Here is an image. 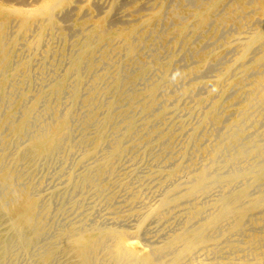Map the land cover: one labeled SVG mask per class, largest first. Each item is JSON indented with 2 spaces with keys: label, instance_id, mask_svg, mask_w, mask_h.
<instances>
[{
  "label": "bare ground",
  "instance_id": "1",
  "mask_svg": "<svg viewBox=\"0 0 264 264\" xmlns=\"http://www.w3.org/2000/svg\"><path fill=\"white\" fill-rule=\"evenodd\" d=\"M123 1L0 0V264H264V0H174L170 10L163 0L116 26L121 19L115 14L114 22L112 13ZM212 21L235 32L226 45L201 51L196 38ZM160 23L167 27L163 40L198 49L179 74L173 71L178 53L165 62L138 56V42ZM56 35L73 52L63 69L49 72ZM230 49L236 51L231 63L207 78ZM111 50L119 60L112 61ZM98 52L113 69L99 92L109 96L103 112L95 107L96 89L84 92L87 77L102 65ZM125 58L138 61L134 74H123ZM36 61L43 65L34 73ZM96 75L92 88L109 73ZM202 89L208 94L197 99V109L202 124L212 126L205 141L194 128V154L166 157L152 171L150 178L161 179L153 199L142 178L134 187L135 172L123 174L117 182L129 191L128 209L107 217L104 207L116 199L107 192L124 155L165 143L136 145L135 120L113 123V110L122 101L126 113L158 107V118L169 102ZM81 106L84 114L76 115Z\"/></svg>",
  "mask_w": 264,
  "mask_h": 264
},
{
  "label": "rangeland",
  "instance_id": "2",
  "mask_svg": "<svg viewBox=\"0 0 264 264\" xmlns=\"http://www.w3.org/2000/svg\"><path fill=\"white\" fill-rule=\"evenodd\" d=\"M139 0H125L123 1L120 5L117 6V8L113 11L112 13V18H115L114 19V22L115 20L117 19L115 16H120V21H118L119 19H117V22L115 23L116 26H127L130 24V19L134 18L136 15H139L140 13H145L147 12L148 10H151L153 8L154 5L158 4V2L160 1H163V0H145V4L142 9L136 11V12H133L131 11V5L134 4L135 2H138ZM164 4L166 6H164V8H166L167 10H170L171 9V6L174 4V0H164ZM104 2H106V0H104ZM169 2V3H168ZM124 3V4H123ZM152 4V5H151ZM124 5V6H122ZM120 6V7H119ZM119 8H122V9H119ZM125 8V9H124ZM121 10V11H120ZM123 10V11H122ZM128 11V12H127ZM127 12V13H126ZM140 12V13H139ZM121 13V14H120ZM130 15H129V14ZM119 14V15H118ZM221 13H218L216 14V19L219 17ZM122 15V16H121ZM128 16V17H127ZM124 17V18H123ZM126 17V18H125ZM124 19H128V20H124ZM215 19V20H216ZM122 22V23H120ZM215 22V21H214ZM213 21L211 22L210 25L207 26L206 29H208L206 31V29L204 30V32L202 34H200L197 38H196V43H197V40L198 41H203V45L200 47L201 51H211L213 49H215L217 46L218 47H221L225 44V39L231 35L232 33L235 32V29H233L232 27H225V26H220L218 24V22H215L214 23ZM120 23V24H119ZM129 23V24H128ZM122 24V25H121ZM163 25V26H162ZM215 25V26H214ZM160 27V28H159ZM164 27V28H163ZM212 27V28H211ZM216 27V28H215ZM221 27V28H220ZM156 28V27H155ZM162 28V29H161ZM217 29V30H216ZM156 30V31H155ZM167 30V27L163 24V23H160L156 29L152 30V31H149L145 34L143 40L139 41L138 42V56H141L144 58V60H147L146 61H149V60H152L156 57H160V59L165 62L169 57L168 56H171V55H177L180 57V59L178 58V60L175 62V65H174V73L175 75L178 73H180L181 70H184L185 68H187L189 66V64L192 63V59L198 52V49L195 48L194 45H190L188 44L186 41L182 40L180 41L177 45L175 46H172L174 44L173 40L172 39H167V40H163L161 38V36L166 32ZM230 32H229V31ZM153 31H154V35H153ZM217 31V32H215ZM222 31V32H221ZM228 31V32H227ZM232 31V32H231ZM152 32V33H151ZM213 32V33H212ZM66 33L67 35L69 36V39L71 41H73L75 38H72L74 37L75 35L70 31V30H66ZM140 33V32H139ZM208 33V34H207ZM149 34V35H148ZM148 35V37H146ZM153 35V36H152ZM203 35V36H202ZM225 35V37H223ZM158 36V37H157ZM160 36V37H159ZM205 36V37H204ZM221 36V37H219ZM72 38V39H71ZM151 38V39H150ZM160 38V39H158ZM209 38V39H208ZM215 38V39H214ZM218 38V39H217ZM149 39V40H148ZM207 39V40H206ZM213 39V40H212ZM145 40V41H144ZM149 43H147L148 41ZM212 40V41H210ZM155 41V42H154ZM168 41V43H167ZM52 42V51H51V54L49 55V59H50V63L51 64H48L46 65V69L47 71L51 72L52 69H56L57 71H60L61 69H63L66 65V61H67V57L69 56V54H71L73 52V48L72 46L70 45V43L68 42H65L64 39H62L61 37H59L58 35H56L55 38H53L51 40ZM56 42V43H55ZM151 42V43H150ZM206 42V43H205ZM221 42H222V45H221ZM220 43V44H219ZM169 44V45H168ZM180 44V45H179ZM183 44V45H182ZM208 44V45H206ZM216 44V45H215ZM145 45V46H143ZM152 45V46H151ZM185 45H187L185 47ZM189 45V46H188ZM205 45V47H204ZM226 45V44H225ZM68 46V47H67ZM143 46V47H142ZM184 46V47H183ZM74 47V46H73ZM142 47V48H141ZM156 47V48H155ZM165 47V48H164ZM213 47V49H212ZM217 47V48H218ZM59 48V49H58ZM69 48V49H68ZM146 48V49H145ZM153 48V49H152ZM183 48V49H182ZM148 49V50H147ZM160 49V50H158ZM172 51H170V50ZM59 50V51H58ZM150 50V51H149ZM156 50V52H155ZM189 50V51H188ZM146 51V52H145ZM177 51V52H176ZM181 53H180V52ZM53 52V53H52ZM60 52V54H59ZM169 52V53H168ZM183 52H184V55H183ZM233 52V54H232ZM102 52H98V54L95 56L96 61L99 65H101L100 67L98 66V68L95 69V75L93 76L92 74H90L88 77H87V80L85 82V85H84V92H85V95L88 96L90 94V90L92 89H96V92H94L95 94V101L97 103V105H95V107L99 110V112H103V110H105V105L106 102L108 101V98L109 96H102L101 93H99L103 87L105 86H109V81H111V77H112V73L111 71L113 72V69L112 68H109V66L107 65H104V62L102 59V55H101ZM160 53V54H159ZM167 53V55H166ZM236 51L233 50V49H230L228 51V53L226 52L225 53V57L224 59H222L219 64L217 63L216 65V68L212 73H210V76L208 75L207 78H210L211 77V74H218V73H221L224 66L228 63H231L232 59L235 55ZM58 54V55H57ZM115 54V55H114ZM149 54V55H148ZM232 54V56H231ZM64 55V56H63ZM101 55V56H100ZM164 55V56H163ZM63 56V57H62ZM114 56V57H113ZM150 56V57H149ZM186 56V57H185ZM228 56V57H227ZM230 56V57H229ZM99 57V58H98ZM150 59H149V58ZM182 57H184L182 59ZM191 57V58H190ZM101 58V59H100ZM110 58L112 59V61H114V59L116 60H119V55L112 51L110 52ZM109 58V59H110ZM132 61H131V60ZM182 59V60H181ZM227 59V60H226ZM55 60V61H54ZM57 60V61H56ZM116 60V61H117ZM54 61V62H53ZM225 61V62H224ZM41 61H36L33 65V72L34 73H37L41 67H42V63H39ZM137 60L136 58H125V62L122 64V67L123 68V74L124 75H131V74H134L135 71L137 70ZM180 62V63H179ZM184 62V64H183ZM187 62V64L185 63ZM223 62V63H222ZM53 63V64H52ZM101 63V64H100ZM125 64H128V65H125ZM135 64V65H134ZM133 65V66H132ZM40 66V67H39ZM137 66V67H136ZM177 66V67H176ZM130 67H134V68H130ZM52 68V69H51ZM59 68V69H58ZM61 68V69H60ZM105 68V69H104ZM51 69V70H50ZM100 69V70H99ZM103 69V70H102ZM132 69V70H131ZM136 69V70H135ZM37 70V71H36ZM97 70V71H96ZM177 70V71H176ZM36 71V72H35ZM99 71V72H98ZM219 71V72H218ZM240 70L239 69H236L235 72H239ZM98 72V73H96ZM105 72H108L109 75L105 78H103L102 80H99L100 82L98 84L93 85V88H92V82H93V78L96 77L97 75L96 74H100V73H104ZM172 72V74H174ZM152 77H155L154 74H151L149 79L152 78ZM252 76H249V78H251ZM92 78V79H91ZM91 79V80H89ZM106 82V83H105ZM105 83V84H104ZM142 83V84H141ZM145 83V82H144ZM144 83L143 82H139V84L137 85V88H142L144 86ZM108 84V85H106ZM103 85V86H102ZM105 85V86H104ZM86 86V87H85ZM91 86V87H90ZM224 86H226L224 84ZM105 87V88H107ZM90 89V90H89ZM101 89V90H100ZM104 89V88H103ZM207 90V92H206ZM202 89L201 90V93L199 91H196L194 94H193V97L191 98H186L185 97H178V99L175 101H171L168 103V108L167 110L168 111H165L162 116L156 118V113L158 112L159 108L158 107H155L157 109H153V110H147V111H142L141 109H138L136 111H132V112H125V102L123 103L120 102L116 109L113 110V115L114 116V119H113V123H124L126 119L128 118H133L135 120V134H134V137H132V142L134 143L135 140H137V143L136 145L140 144V143H144V142H147V141H150L151 140H156V139H164V142L166 143H163V144H154V143H151L152 144V151L149 152H146L145 153V149L144 147H142L143 145L141 146H137L134 150H130L129 153L125 154L127 156L124 155V158L122 161V165H120V168L118 169L117 173L114 174V181H118L120 178H122L123 174H126V173H129L132 171L135 172V181H132V183H134V187L137 186L139 183L138 182H144L145 184V190H144V193H145V196H150L152 199L155 197V193L153 194L152 191L155 189V186L160 182L161 179H157L156 177H149L151 176L150 174L152 173L153 170L155 169H158L162 166V161L163 159H165L166 157L168 159H170L171 161H175L177 159L180 158L181 154L183 152H185L186 150L188 151V153L190 154H194L193 152H195L194 150V145H193V142H192V133H193V129L194 128H198L199 131H198V136H196V139L198 141H205V137L207 135H205V133H209L212 129V126L211 124H202V119H201V113L199 111V109H197V99H200L201 97L203 96H206L208 94V89ZM235 92L237 90H234ZM98 92V93H97ZM199 92V93H198ZM197 93V94H196ZM196 94V96H195ZM98 95V96H97ZM97 96V98H96ZM100 99H99V98ZM107 99V100H105ZM191 99V100H190ZM183 101H184V104H183ZM186 101V102H185ZM187 101H190V102H187ZM192 101V102H191ZM174 103V104H173ZM187 103V104H186ZM171 104V105H170ZM182 104V105H181ZM193 104V105H192ZM206 105V106H205ZM209 103H206L203 105V107H208ZM120 106V107H119ZM124 106V107H123ZM184 107V108H182ZM119 108H122L121 110ZM192 108V109H191ZM82 109V110H81ZM95 109V108H94ZM170 109V110H169ZM180 109V110H179ZM189 109V110H188ZM224 107H220L219 108V111L221 112V110L223 111ZM196 110V111H195ZM83 111V112H82ZM139 111V112H138ZM188 111V112H187ZM218 111V112H219ZM85 112V108H83V106H81L77 112H76V115H82L84 114ZM122 112V113H121ZM145 112V113H144ZM151 112V113H150ZM153 112V113H152ZM182 112V113H181ZM185 112V113H184ZM187 112V113H186ZM121 113V114H120ZM149 113V114H147ZM177 113V115H176ZM100 114V113H99ZM128 116H127V115ZM136 114V115H135ZM168 114V115H167ZM180 114V115H179ZM185 114V115H183ZM187 114V115H186ZM117 115V116H116ZM177 117H176V116ZM123 116V117H122ZM130 116V117H129ZM116 117V119H115ZM119 117V118H118ZM127 117V118H125ZM143 119H142V118ZM190 117V118H189ZM118 118V119H117ZM167 118V119H165ZM194 118V119H193ZM198 118V119H197ZM119 119H121L119 121ZM181 119V120H180ZM116 120V121H115ZM188 120V121H187ZM263 120H264V117H263ZM162 123H161V122ZM177 121V122H176ZM179 121L182 123H179ZM146 122V123H145ZM150 122V123H149ZM171 124H170V123ZM176 122V123H175ZM196 122V123H195ZM118 123V124H119ZM141 123V125H140ZM156 123V124H155ZM161 123V124H159ZM169 123V124H168ZM151 124V125H150ZM177 124V126H176ZM167 125V126H166ZM204 125V126H203ZM142 128H140V127ZM173 126V127H172ZM194 126V127H193ZM211 126V127H210ZM145 127V128H144ZM150 127V128H149ZM175 127V128H174ZM179 127V128H178ZM205 127V128H203ZM174 128V129H173ZM209 128V129H208ZM150 129V130H149ZM166 129V130H165ZM185 129V130H184ZM187 129L189 131H187ZM202 129V130H201ZM207 129V130H206ZM164 130V131H163ZM172 130V131H171ZM174 130V131H173ZM187 133H186V132ZM137 132V133H136ZM149 132V133H148ZM170 132V133H169ZM205 132V133H204ZM173 133V134H172ZM183 133V135H182ZM153 134V135H152ZM157 134V135H156ZM162 134V135H161ZM186 134V135H185ZM155 135V136H154ZM182 135V136H181ZM185 135V136H184ZM158 136V137H157ZM165 136V137H164ZM184 136V137H183ZM188 136V138H187ZM142 137V138H141ZM151 137V138H150ZM164 137V138H163ZM173 137V138H171ZM155 138V139H153ZM147 139V140H146ZM167 139V140H166ZM183 140V141H182ZM186 140V141H185ZM139 141V142H138ZM171 142V143H170ZM175 142V143H174ZM185 143V144H184ZM159 147H158V146ZM170 145V146H168ZM173 145H175L173 147ZM182 145V146H181ZM142 147V148H141ZM165 147V148H164ZM192 147V148H191ZM189 148V149H188ZM139 151V152H138ZM158 151V152H157ZM134 152V153H133ZM143 152V153H142ZM167 152V153H166ZM175 152V153H174ZM143 155H142V154ZM178 153V154H177ZM132 156H131V155ZM153 154V155H152ZM167 154V155H166ZM157 155V156H156ZM180 155V156H179ZM141 156V158H140ZM143 156V158H142ZM156 156V157H155ZM128 157V158H127ZM138 157V158H137ZM155 157V158H154ZM193 157V156H191ZM131 158H134V159H131ZM140 158V159H139ZM147 159V160H146ZM150 159V160H149ZM128 160L129 163H128ZM138 160V161H137ZM140 160V161H139ZM154 160H157V163L156 161ZM126 161V163H125ZM137 161V162H136ZM146 161V162H145ZM154 161V162H153ZM161 161V163H160ZM153 163V164H152ZM160 163V164H159ZM134 164V165H133ZM125 165V166H124ZM156 167H155V166ZM123 167V168H122ZM127 167V168H126ZM140 167V168H138ZM145 167V168H144ZM122 168V169H121ZM143 168V169H142ZM128 169H133V170H128ZM142 170V172H140ZM125 171V172H124ZM148 171V172H147ZM139 172V173H138ZM146 172V173H145ZM142 175V177H141ZM117 176V177H116ZM140 176V177H139ZM116 178V179H115ZM119 178V179H118ZM138 178H142L141 181H138ZM154 179V180H153ZM151 180V181H150ZM138 181V182H136ZM150 181V183H149ZM159 181V182H158ZM116 182L114 183V187L112 186V189L110 191L107 192V196H110V193L113 191L115 193V201L111 202V205H108L106 204V206L104 207V211L103 213H105V215L107 217H111L113 216L114 212L113 210L115 208H117L118 210H122V211H126L128 209V207L126 206V201H124V199H127L126 197H128V194H129V191H127V193H125L126 191L124 189L121 190V187H120V184L119 182ZM119 184V185H118ZM117 185V186H116ZM153 185V186H152ZM120 187V188H119ZM153 187V188H152ZM115 190V191H114ZM120 190V191H119ZM149 191V192H148ZM110 192V193H109ZM118 192V193H117ZM125 193V194H124ZM117 194V195H116ZM123 194V195H122ZM119 195V196H118ZM122 195V196H121ZM118 196V197H116ZM125 197V198H124ZM119 200H118V199ZM123 199V200H122ZM121 200V201H120ZM123 202V203H122ZM115 204V206H114ZM110 206V208H109ZM114 206V207H112ZM117 206V207H116ZM123 206V207H122ZM126 206V207H125ZM109 208V209H107ZM124 208V210H123ZM108 212V213H107ZM112 212V213H111ZM111 214V215H109Z\"/></svg>",
  "mask_w": 264,
  "mask_h": 264
}]
</instances>
